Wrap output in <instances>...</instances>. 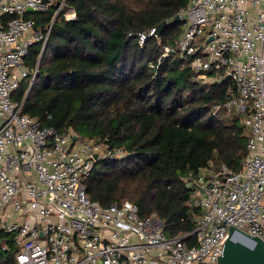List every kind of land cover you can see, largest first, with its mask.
Returning <instances> with one entry per match:
<instances>
[{
    "label": "built area",
    "instance_id": "obj_1",
    "mask_svg": "<svg viewBox=\"0 0 264 264\" xmlns=\"http://www.w3.org/2000/svg\"><path fill=\"white\" fill-rule=\"evenodd\" d=\"M49 7L51 21L39 25L36 13ZM62 11L74 15L66 0H0V226L13 234L16 263L217 264L230 225L264 240V0H189L179 12L187 26L162 47L178 50L198 80L230 79L213 112L233 110L247 134L239 169L221 163L186 176L199 212L193 231L173 236L129 200L104 206L85 193L95 161L122 149L75 140L12 98L22 80L33 84L38 63L24 58L33 43L42 51Z\"/></svg>",
    "mask_w": 264,
    "mask_h": 264
},
{
    "label": "trees",
    "instance_id": "obj_2",
    "mask_svg": "<svg viewBox=\"0 0 264 264\" xmlns=\"http://www.w3.org/2000/svg\"><path fill=\"white\" fill-rule=\"evenodd\" d=\"M188 1L66 0L73 17L62 11L54 18L42 51L40 42L30 45L25 63H38L36 77L12 96L24 98L22 113L59 131L122 149L95 161L85 193L104 206L135 203L141 217L161 218L168 236L195 226L199 209L186 176L221 163L237 170L246 155L240 118L213 112L230 94V79L203 82L178 50L163 54L182 33L183 20L173 18ZM53 13L38 12L37 23ZM164 19V29L150 34ZM13 240L0 226V264H17Z\"/></svg>",
    "mask_w": 264,
    "mask_h": 264
},
{
    "label": "water",
    "instance_id": "obj_3",
    "mask_svg": "<svg viewBox=\"0 0 264 264\" xmlns=\"http://www.w3.org/2000/svg\"><path fill=\"white\" fill-rule=\"evenodd\" d=\"M43 1L47 2L48 0ZM58 3L56 2L55 6ZM26 11L33 12L34 10L27 8ZM180 20L182 19L179 14H176L173 18V21ZM166 24L167 21L165 19L162 20L154 28V32L159 34ZM77 137V135L73 136L75 140ZM186 184L189 186V182ZM235 233L239 234L241 238H235ZM217 264H264V240L257 235H250L248 232L230 225L227 237L223 243L222 252L218 256Z\"/></svg>",
    "mask_w": 264,
    "mask_h": 264
},
{
    "label": "rangeland",
    "instance_id": "obj_4",
    "mask_svg": "<svg viewBox=\"0 0 264 264\" xmlns=\"http://www.w3.org/2000/svg\"><path fill=\"white\" fill-rule=\"evenodd\" d=\"M66 10V9H65ZM68 10V9H67ZM187 22H184V23H182V27L184 28L185 26H187ZM27 60H26V58H24V63L26 62ZM26 64V63H25ZM229 115H236L234 112H233V110H231V111H229V113H228Z\"/></svg>",
    "mask_w": 264,
    "mask_h": 264
},
{
    "label": "bare ground",
    "instance_id": "obj_5",
    "mask_svg": "<svg viewBox=\"0 0 264 264\" xmlns=\"http://www.w3.org/2000/svg\"><path fill=\"white\" fill-rule=\"evenodd\" d=\"M234 237L235 238H241L240 235L239 234H236V233L234 234Z\"/></svg>",
    "mask_w": 264,
    "mask_h": 264
},
{
    "label": "flooded vegetation",
    "instance_id": "obj_6",
    "mask_svg": "<svg viewBox=\"0 0 264 264\" xmlns=\"http://www.w3.org/2000/svg\"><path fill=\"white\" fill-rule=\"evenodd\" d=\"M37 14V13H36Z\"/></svg>",
    "mask_w": 264,
    "mask_h": 264
}]
</instances>
